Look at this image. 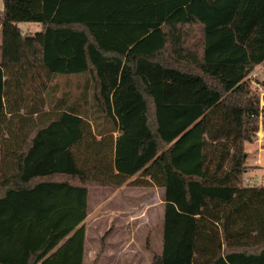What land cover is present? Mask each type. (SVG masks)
Returning a JSON list of instances; mask_svg holds the SVG:
<instances>
[{
  "label": "trees",
  "instance_id": "1",
  "mask_svg": "<svg viewBox=\"0 0 264 264\" xmlns=\"http://www.w3.org/2000/svg\"><path fill=\"white\" fill-rule=\"evenodd\" d=\"M1 1L0 264H83L90 189L123 185L159 192L150 264H264V0Z\"/></svg>",
  "mask_w": 264,
  "mask_h": 264
},
{
  "label": "rangeland",
  "instance_id": "2",
  "mask_svg": "<svg viewBox=\"0 0 264 264\" xmlns=\"http://www.w3.org/2000/svg\"><path fill=\"white\" fill-rule=\"evenodd\" d=\"M18 26L23 33L25 30L30 33L40 31V27L35 24L22 23ZM247 81L250 90L259 95L262 107L264 68L257 66ZM262 127L259 123V128ZM244 148L246 153L252 154L249 157L250 164L257 161L262 163V168L249 171L245 177L243 175V179L249 181L244 183L264 186V139L261 153H257V141L246 144ZM90 190L89 215L84 222L83 264H92L98 253L100 258L97 264H150L151 254L147 248L150 247L156 254L162 250V210L161 206H157L159 194L154 193V202L153 189L142 190L128 186L116 193L93 188ZM130 218H136L134 223H131Z\"/></svg>",
  "mask_w": 264,
  "mask_h": 264
},
{
  "label": "crops",
  "instance_id": "3",
  "mask_svg": "<svg viewBox=\"0 0 264 264\" xmlns=\"http://www.w3.org/2000/svg\"><path fill=\"white\" fill-rule=\"evenodd\" d=\"M2 11V10H1ZM24 34H34V33H30L29 31H24ZM262 127V126H261ZM261 135V136H260ZM258 136H260L261 138H259ZM258 136L256 137V139H255V141H257V147H258V152L257 153H261L263 150H262V140L264 139V131H263V127L262 128H259V130H258ZM255 141H253V142H255ZM249 144H251V143H249ZM246 145V144H245ZM245 147V146H244ZM244 150H245V148H244ZM246 153V152H245ZM250 156H252V154L251 153H246V162H245V165H246V167H247V169H246V171H245V173H244V177L245 176H247V174H248V172L249 171H251V170H254V169H258V168H262V163L260 162V161H257L256 163L255 162H253V163H249V157ZM244 182H247V183H249V181L248 180H246L245 178H244ZM126 187H128L127 185H123V186H121L120 188H118V189H116V190H114V191H111V190H109V189H100L101 191H109V192H111V193H116V192H118V191H120L121 189H123V188H126ZM149 189H152V188H149ZM149 189H142V190H149ZM97 190H99V189H97ZM157 192V193H156ZM90 193V192H89ZM154 193H156V194H159V192H158V190L157 189H153V198L155 199L154 200V202L156 201V195L154 194ZM149 195V194H148ZM147 195V196H148ZM152 198V197H151ZM159 204H157V206H161V200H160V195H159ZM161 210H162V206H161ZM89 215V214H88ZM87 218H88V216H87ZM86 218V219H87ZM136 219V218H135ZM135 219L134 218H130V221H131V223H134V221H135ZM86 221V220H85ZM84 221V222H85ZM133 225V224H132Z\"/></svg>",
  "mask_w": 264,
  "mask_h": 264
}]
</instances>
